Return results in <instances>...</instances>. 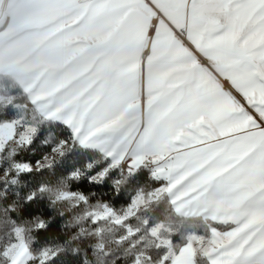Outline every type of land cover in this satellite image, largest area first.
Listing matches in <instances>:
<instances>
[{
  "label": "snow or ice",
  "instance_id": "snow-or-ice-1",
  "mask_svg": "<svg viewBox=\"0 0 264 264\" xmlns=\"http://www.w3.org/2000/svg\"><path fill=\"white\" fill-rule=\"evenodd\" d=\"M58 261L264 264V0H0V264Z\"/></svg>",
  "mask_w": 264,
  "mask_h": 264
},
{
  "label": "trees",
  "instance_id": "trees-1",
  "mask_svg": "<svg viewBox=\"0 0 264 264\" xmlns=\"http://www.w3.org/2000/svg\"><path fill=\"white\" fill-rule=\"evenodd\" d=\"M106 190V189H105ZM113 199L115 200V204L117 207H120L123 205L124 201H126L128 199V195L125 194L124 197L122 199H117L115 197H113ZM42 239H46L49 242H63V240L65 239L64 234L56 227H54L50 233L48 234L47 237L42 238ZM57 264H60V262L58 261Z\"/></svg>",
  "mask_w": 264,
  "mask_h": 264
}]
</instances>
